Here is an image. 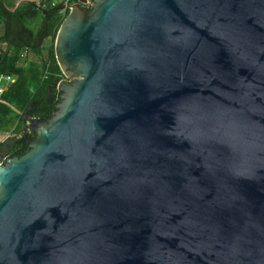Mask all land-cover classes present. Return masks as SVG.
<instances>
[{"label": "water", "instance_id": "obj_1", "mask_svg": "<svg viewBox=\"0 0 264 264\" xmlns=\"http://www.w3.org/2000/svg\"><path fill=\"white\" fill-rule=\"evenodd\" d=\"M85 3L0 164V264H264V0Z\"/></svg>", "mask_w": 264, "mask_h": 264}, {"label": "trees", "instance_id": "obj_2", "mask_svg": "<svg viewBox=\"0 0 264 264\" xmlns=\"http://www.w3.org/2000/svg\"><path fill=\"white\" fill-rule=\"evenodd\" d=\"M69 1L72 4L81 0ZM13 7L11 0H0V74L13 78L0 102V131H11L14 106H20L22 110L12 135L1 141L3 134H0V151L6 153L7 159L23 156L30 150L29 141L36 139V133L26 126L30 119L54 116L62 94L58 83L64 78L55 55L57 33L66 17L60 14L63 4L54 7L52 0H22ZM40 15L41 24L35 29L33 24ZM48 37L53 40L48 47V57L41 65L24 68L21 65L23 52L30 51L43 57L44 42Z\"/></svg>", "mask_w": 264, "mask_h": 264}, {"label": "rangeland", "instance_id": "obj_3", "mask_svg": "<svg viewBox=\"0 0 264 264\" xmlns=\"http://www.w3.org/2000/svg\"><path fill=\"white\" fill-rule=\"evenodd\" d=\"M94 0H86L85 5H90V7L92 6ZM67 16V15H66ZM41 20H42V15H40L37 20L34 22L33 27L35 29H37L40 24H41ZM2 32V29L0 27V33ZM53 43V40L48 37L46 38L45 42H44V53H43V57L38 56L36 54H34L33 52L30 51H24L22 54V59H21V65L24 68H31L32 66H34L35 64L41 65L42 62L45 60V58L48 57V47ZM4 48H6V45H3ZM21 108L20 106H14V108L12 109V117L14 118V124L13 126H11V131L7 132V131H0V134H3V136L1 137V141L6 140L9 136L12 135V130L14 129L15 125L17 122H19V115L21 114ZM7 156L6 153L1 150L0 151V164L5 163Z\"/></svg>", "mask_w": 264, "mask_h": 264}, {"label": "built area", "instance_id": "obj_4", "mask_svg": "<svg viewBox=\"0 0 264 264\" xmlns=\"http://www.w3.org/2000/svg\"><path fill=\"white\" fill-rule=\"evenodd\" d=\"M63 4L60 9V14L66 16L69 13V0H52V6ZM90 7V5H88ZM27 52V51H26ZM13 83V78L10 75L0 74V102L4 100V94L8 91Z\"/></svg>", "mask_w": 264, "mask_h": 264}, {"label": "crops", "instance_id": "obj_5", "mask_svg": "<svg viewBox=\"0 0 264 264\" xmlns=\"http://www.w3.org/2000/svg\"><path fill=\"white\" fill-rule=\"evenodd\" d=\"M21 1L22 0H11V2L14 3L15 7H17ZM15 7H13V8H15ZM26 126H30L29 122H28V125H26Z\"/></svg>", "mask_w": 264, "mask_h": 264}, {"label": "flooded vegetation", "instance_id": "obj_6", "mask_svg": "<svg viewBox=\"0 0 264 264\" xmlns=\"http://www.w3.org/2000/svg\"><path fill=\"white\" fill-rule=\"evenodd\" d=\"M49 118H51V117H48L47 119H49ZM29 124H30V122H29Z\"/></svg>", "mask_w": 264, "mask_h": 264}]
</instances>
